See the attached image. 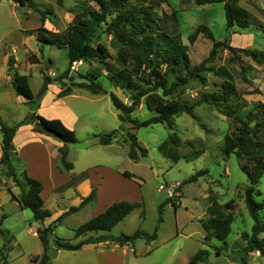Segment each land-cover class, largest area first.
I'll use <instances>...</instances> for the list:
<instances>
[{
	"label": "rangeland",
	"instance_id": "374dc122",
	"mask_svg": "<svg viewBox=\"0 0 264 264\" xmlns=\"http://www.w3.org/2000/svg\"><path fill=\"white\" fill-rule=\"evenodd\" d=\"M30 1L34 2V7L27 3L21 5L17 0H0V120L8 125H18L21 121H24V124L30 123L29 119L33 113H48L57 108L50 95L54 85H58L60 91L65 87L73 91L77 87L76 83L92 79L99 82L105 90L99 95L103 98L105 109L99 114L96 112L99 103L86 104L80 98L69 99L70 105H79V110L91 113L92 117L77 127L75 134L78 141L69 144L65 159L74 163V172L78 173L83 167V153L90 150L96 161L113 167L118 166L119 169L133 174L130 178L119 177L114 181V191H110V195L106 194L108 186L105 185L101 188L97 200L93 199L79 209L66 213L50 232L51 243L55 237L76 242L100 234L113 237L122 233L131 234L137 229L149 234L157 228L153 239L145 240L141 237L125 246L115 247L114 263L187 264L189 258L201 248L207 249L209 254L205 261L198 264H239L235 257L244 244L241 234L244 231L250 233L254 220L244 201L245 189L249 182L239 166L240 158L234 153L226 155L223 152L224 134L231 125L230 118L211 105L199 103L194 107L192 114H173L171 129L160 122L137 129L131 128L132 124L128 121L122 123L118 118L120 111L110 101L111 92L129 104L133 94L139 90L146 91L139 96V104L130 113L131 117L140 120L154 114V110L148 108V102L153 106L159 95L162 99L171 96L161 95V89L149 91V85L144 84L134 74H131L134 85L115 84L111 81V72L123 67L118 52L122 44L117 36L106 28L105 22L101 23L98 33L91 41L93 46L101 43L106 47L105 63L98 62L96 58H88L76 60L69 66L65 47L55 44L40 46L37 40L40 26L51 31L64 32L84 6L97 8L95 1ZM234 2L251 12V23L247 26L233 25L227 28L223 2L196 4L194 0H160L155 2L154 9L162 17L164 27L172 34L180 35L181 40L187 44L189 60L191 65H194L204 59L212 47V40L202 33H199L193 42L189 41V34L200 23L206 24L217 40L227 38L228 42L236 47L264 50V0ZM41 11H44L45 15L43 22L40 21ZM112 17L113 15H108L106 21L109 22ZM124 47L130 48L131 44ZM32 53L37 58L33 63L29 61ZM9 56L13 68L28 77L33 93L31 101L17 95L10 84L7 69ZM239 56L240 58L233 57L227 48H221L211 64L226 68L231 81L241 93L240 98L248 105L259 100L264 102V65L255 64L241 53ZM138 59L139 74L147 76V61L140 55ZM106 65L110 66V71ZM242 65L246 68L242 69ZM203 74L206 82L203 83L196 77L189 78L172 93L174 98L187 102L200 100L214 85L222 81V78L213 72L204 71ZM44 75L48 76L50 81L47 86L50 93L46 95L43 93L47 89L39 94ZM176 78L175 74L169 73L166 84L169 85ZM82 102L85 104H81ZM118 127L113 145L93 141V133H103ZM128 132H134L138 143L147 149L145 156L136 160L128 157ZM173 132L179 138V144L176 146L168 141V135ZM1 136L0 133V151ZM197 150L203 151L198 156H190ZM26 162L30 167H38L35 160L28 155L22 160L11 157L14 175L7 165H0V229L9 231L7 234L0 232V247L5 242L8 247V260L12 264H32L31 255L40 254L42 251L39 238L31 233L32 228L37 229L40 223L33 219L32 210L20 207L16 199L17 196L26 194L27 185L22 175ZM58 162L59 168L67 171L60 166V160ZM200 170L206 172L199 175L195 181H185L188 176ZM47 172H40L45 183L42 198L46 207L52 212L68 209L75 199L74 189L65 187L59 191L62 194H52L46 181L50 175V172ZM98 172L102 173V170ZM111 185L109 182V186ZM160 185L164 187L160 189ZM167 189L172 192H167ZM255 189L253 197L256 201H261L264 198V172ZM121 199L137 202L139 205L110 230H91L75 236L74 229L103 211L106 202ZM230 199L234 201L233 221L226 238L227 247L222 249L220 254H216L215 246L222 243L216 237L207 240L201 222L210 215L209 205L214 202L222 205ZM258 217L264 220V209L258 211ZM261 235H264V232ZM5 237H8L7 241ZM103 241L108 246L117 243L109 236ZM50 253L47 264H94L93 261L88 262L91 255L88 251L76 255L74 260L68 255L55 256L57 253ZM247 261L248 264H264V255H260L259 251L251 252Z\"/></svg>",
	"mask_w": 264,
	"mask_h": 264
},
{
	"label": "trees",
	"instance_id": "16d2710c",
	"mask_svg": "<svg viewBox=\"0 0 264 264\" xmlns=\"http://www.w3.org/2000/svg\"><path fill=\"white\" fill-rule=\"evenodd\" d=\"M17 1L21 5L27 3L31 7L35 6L34 2L30 0ZM58 1L60 2L61 0ZM93 1L98 5L97 8L90 5L84 6L75 15L64 32L51 31L40 26L37 32V40L40 46L42 44H55L65 47L69 66L73 61L88 58H96L98 62L105 63L106 47L101 43H97L95 46L91 43L93 37L101 27V23L105 22L106 28L113 32L122 44L118 52L123 67L111 72V81L115 84L125 83L126 85H134V82L131 80V74H134L144 84L149 85V91L161 89V95L171 96L168 99H162V96L159 95V98L157 97L154 101L153 106L148 102L147 106L150 110H154V114L146 119L140 120L131 117L130 113L139 104V96L146 91L139 90L133 94L129 104H126L115 93L111 92V102L120 111L118 118L122 123L128 121L132 124L131 128L137 129L140 126L160 122L165 123L171 129V116L173 114L179 112L192 114L194 107L199 103L211 105L220 113L229 117L231 125L229 130L224 134L223 152L226 155L234 153L240 158L239 166L246 174L249 182V185L245 189L244 201L247 211L254 220L250 233L246 231L242 232L241 236L245 243L238 251V255L234 257L239 264H248L247 259L251 252L259 251L260 255H264V235H261L264 232V220H260L258 217V211L264 209V198L261 201H256L253 197V193L256 190L255 185L264 172V102L259 100L248 105L244 99L240 98L241 93L236 84L231 81L230 74L226 68L224 66L215 67L211 64L219 49L227 48L233 57L240 58L239 53H241L255 64L264 65V50L236 47L231 45L227 38L217 40L213 37L211 29L206 24L200 23L189 34L188 39L190 42H193L197 35L202 33L212 40V47L204 59L198 64L191 65L187 44L181 40L180 35L172 34L164 27L162 17L154 9L155 2L160 0ZM194 1L196 4L223 2L227 28L233 25L247 26L251 23V12L238 5L234 0ZM108 15H113L109 22L106 21ZM44 19V11H41L40 21L43 22ZM127 44H131V47H124ZM139 55L147 61L149 68L147 76L139 74ZM30 56L29 61L31 63L37 61L35 54L32 53ZM106 67L110 71V66L106 65ZM245 68L242 65V69ZM7 69L10 74V84L15 93L25 98L26 101H31L33 93L28 82V77L13 68L11 56L8 57ZM204 71L213 72V74L222 78L221 83L214 85L213 89L206 92L200 100L196 99L193 102H187L174 98L172 93L185 84L189 78L196 77L201 82H206V77L203 74ZM169 73L175 74L177 78L168 85L166 81ZM243 77L245 78L244 75ZM49 83V77L44 75L39 94H42L47 89ZM75 85L87 89L93 94L105 92L99 82L92 79L88 82L76 83ZM70 91L71 88L65 87L61 89L59 95L68 94ZM29 120L35 131L52 135L63 144H71L78 141L74 130L68 128L58 118H46L35 112ZM23 122L21 121L20 124ZM20 124L8 125L0 120V133L2 135L0 165H7L13 175L14 173L10 163V152L13 149V135ZM119 127L107 132L94 134L97 137V142L100 144L110 143L117 136ZM127 136L129 140L128 157L136 160L141 156H145L147 149L138 143L136 134L134 132H128ZM168 141L174 146L179 144V138L174 132L168 135ZM66 150L67 148L59 147V160L62 169L69 170L72 168V163L65 159L67 154ZM202 151L197 150L190 156H198ZM205 172L206 170H200L188 176L185 181H195L199 175ZM121 174L128 178L133 176L127 170H123ZM22 175L27 185L26 196H17L16 199L20 207L23 209H31L33 219L40 223L36 229V233L43 247L42 253L31 255L30 260L34 264H47L49 262L48 251L51 244L49 234L56 222L61 220L66 213L75 211L85 203L93 200L95 191L93 189L77 205L70 206L47 225H44L43 221L51 216V211L44 206V199L40 195L42 189L41 182L37 178L30 176L25 170L22 171ZM214 203L209 205L208 210L210 215L202 220L201 225L205 230V238L207 240H210L211 237H216L221 241V245L215 246L216 254H220L221 250L227 247L226 238L230 233L231 223L233 221L234 201L230 199L222 205ZM138 205L139 203L137 202L127 200L115 201L103 211L79 224L74 229V234L78 237L91 230H110ZM173 206L175 207V204ZM156 229L149 234L138 229L131 234L122 233L114 237L100 234L95 237L80 239L76 242L55 237L53 243L57 248L76 250L86 243L104 240L109 236L111 240L116 241L119 245H125L141 237L145 240L155 238ZM0 232L3 234L9 233L8 230L3 231L2 229H0ZM5 238V241H7L8 237ZM208 254L207 249L200 248L189 258L187 264H198L199 262L205 261ZM0 264H12L8 260V247L5 242L0 247Z\"/></svg>",
	"mask_w": 264,
	"mask_h": 264
},
{
	"label": "crops",
	"instance_id": "0c3cea01",
	"mask_svg": "<svg viewBox=\"0 0 264 264\" xmlns=\"http://www.w3.org/2000/svg\"><path fill=\"white\" fill-rule=\"evenodd\" d=\"M50 89H47L44 95L49 94ZM60 88L58 85H54L52 87L51 92V101L57 108L53 111L48 113L40 112L39 115H42L46 118H58L60 119L68 128L73 129L74 132L77 130V127L80 126L85 120H88L92 117L91 113H87L85 111L79 110L77 107L79 105L73 104L70 105L68 102L70 98H80L86 104L90 103H99L97 113L103 112L105 109V105H103V98L99 96L101 93L93 94L87 89L76 87L73 91L68 94L59 95ZM111 101V99H110ZM81 103V104H85ZM110 103V102H109ZM76 107V108H75ZM93 133V141L97 142V137L94 136ZM76 135V134H75ZM115 139H113L108 144L103 145H113ZM13 149L10 154V160L12 158H19L22 160L25 155H28L29 158H33L35 160L36 166H29L26 162L25 167L23 166V170H25L30 176L37 178L42 185V189L40 195H43L44 190V180L42 177V173L40 172H50L49 179H47V184L51 190V193H56L58 195L62 194L60 191L66 188H72L75 191V199L73 205H77L82 198L86 197L90 194V192L94 189L95 195L93 199L98 198V195L101 191V188L107 185L108 187L106 190V194L108 195L110 191H114L113 189V182L118 180L119 177H125L121 174L123 170L119 169L118 166L113 167L107 164H103L100 161H96L93 159L94 154L92 151L88 150L84 152L82 155V169L80 172L76 173L75 165L72 163V168L67 171H62L59 168V147L63 144L59 139L49 134H45L42 132H37L33 129L32 123L22 124L19 125L12 138ZM100 144V143H98ZM69 147V144H67ZM67 147V149H68ZM85 147H88L85 145ZM87 149V148H85ZM90 151V152H89ZM0 151V155H1ZM70 162V161H69ZM49 168V169H48ZM99 173L98 171H101ZM109 182L112 183L109 186ZM1 183V182H0ZM65 191V190H64ZM110 195V194H109ZM43 197V196H42ZM124 200V199H121ZM113 203L112 201H108L104 204V209ZM44 206L46 207V203L44 201ZM102 209V208H101ZM103 209V210H104ZM67 210V209H66ZM65 210H58L57 212L51 211V216L46 218L43 221L44 225H47L53 219H55L58 215H60ZM37 235L36 229L32 228V232ZM205 236V234H204ZM38 237V235H37ZM243 243H245L243 239ZM119 244L115 243L112 246H108L104 243L103 240H99L96 242H90L82 245L81 248L76 250H68L64 248H57L54 243H51L49 246V257L51 256L50 252H55L57 255H68L71 260L76 258V255H79L85 251L90 252V258L88 262L93 261L94 264H115L114 263V248L117 247ZM244 245V244H243ZM125 246V245H123ZM43 251V247H42ZM41 251V253H42ZM40 253V254H41ZM38 254V253H36ZM34 264V263H32Z\"/></svg>",
	"mask_w": 264,
	"mask_h": 264
},
{
	"label": "built area",
	"instance_id": "2783aa9c",
	"mask_svg": "<svg viewBox=\"0 0 264 264\" xmlns=\"http://www.w3.org/2000/svg\"><path fill=\"white\" fill-rule=\"evenodd\" d=\"M73 62H74V61H73ZM163 187H164L163 185H160V186H159L160 189H162ZM170 189H171V188H170ZM170 189H167L166 191L169 192V193H171L172 191L170 192ZM171 190H172V189H171Z\"/></svg>",
	"mask_w": 264,
	"mask_h": 264
},
{
	"label": "water",
	"instance_id": "95a60500",
	"mask_svg": "<svg viewBox=\"0 0 264 264\" xmlns=\"http://www.w3.org/2000/svg\"><path fill=\"white\" fill-rule=\"evenodd\" d=\"M68 147L67 143L63 144V148L66 149Z\"/></svg>",
	"mask_w": 264,
	"mask_h": 264
}]
</instances>
